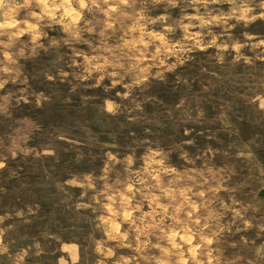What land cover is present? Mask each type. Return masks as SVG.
Masks as SVG:
<instances>
[{
	"label": "rangeland",
	"instance_id": "1",
	"mask_svg": "<svg viewBox=\"0 0 264 264\" xmlns=\"http://www.w3.org/2000/svg\"><path fill=\"white\" fill-rule=\"evenodd\" d=\"M0 264H264V0H0Z\"/></svg>",
	"mask_w": 264,
	"mask_h": 264
}]
</instances>
